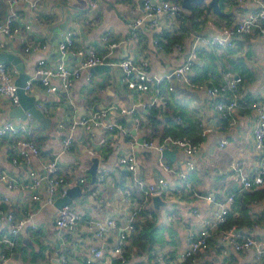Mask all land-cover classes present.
Segmentation results:
<instances>
[{"label": "crops", "instance_id": "obj_1", "mask_svg": "<svg viewBox=\"0 0 264 264\" xmlns=\"http://www.w3.org/2000/svg\"><path fill=\"white\" fill-rule=\"evenodd\" d=\"M204 2L210 0L195 4L193 8L184 7L180 23L175 27L161 29L142 25L132 31L128 21L143 11V0H40L37 6H30L27 1L19 3V20L22 23L29 21L32 28H23L22 34L17 36L0 34L3 43L0 52L20 55L29 76L35 73L41 52L27 51L25 45L35 39L48 41L45 56L47 62L53 64L61 58L57 43L62 31L73 28L77 46H94L102 53L106 51L102 36L110 32L118 41L110 57H147L150 73L165 76L184 62L195 47L198 56L191 77L199 86L223 82L226 71L241 74L243 80L238 85V105L230 111H222L216 106L218 97L208 95L203 88L188 85L175 77L167 79L162 86L167 94V104L163 112L157 114V122L153 125L149 121L152 105L148 104L152 92L130 89L119 65H111L110 69H83L68 91L60 89L47 93L37 79L28 94L35 97V104L44 117L41 119L33 114L31 130L20 133L34 139L40 147V154L32 161L40 175L44 174L45 161L60 154L59 173L64 175L67 187L82 186L83 192L71 202L85 217L103 215L126 220L130 216V205L136 203H126L125 193L131 191L138 197V190L135 187L129 189L118 162L120 154L129 150L136 152L139 173L146 180L165 175L178 188L165 194L158 206L153 198L137 202L141 204L136 216L138 232L126 242V261L123 263L112 251L119 235L116 226L109 227L102 238L91 232L85 222L74 230L60 229L55 215L59 207L57 200L64 195L62 191H58L54 203L43 204L32 198L26 186L18 184L9 191L8 201H0V264L6 250L9 252L6 264H264V259L256 261L253 247L234 249L220 233L229 220L246 233L264 239V181L244 187L231 169L232 162H240L248 173L264 166L255 143L258 112L251 106V101L262 96L264 90V36L255 29L251 33H237L232 36L233 42L226 46L197 41L198 34H222L224 27L234 25L253 7H264V0H221L222 13L204 8ZM199 7L204 9L198 12ZM7 10V0H0V19L5 17ZM35 13L40 15V20L36 19ZM80 58L72 50L65 56L69 65L77 64ZM5 62L17 80L20 76L18 66L12 60ZM90 72L91 78L87 79ZM168 82L174 89H166ZM112 104L119 107L109 110L103 122L94 127L93 134L77 124L71 131L74 136L72 146L62 150L63 136L70 132V125L82 115ZM19 105L20 102L13 103L7 95L0 93V126L8 120L23 121L26 118L27 113L23 116L16 110ZM122 106L136 110L122 112ZM140 119L149 122L147 127ZM116 120L125 124L127 132L109 129L107 124ZM203 129H206L205 134ZM166 133L192 137L198 143L192 156L194 167L187 168L184 181L161 164L165 161L179 170L185 169L184 148H170L174 153L165 155L155 146L134 141L139 137L159 140ZM223 139L226 142L221 145ZM16 155L15 137L3 135L0 139V171H8L21 182L28 181L29 166L23 159L15 162ZM95 157H98V166L93 181L91 166ZM102 173L104 177H100ZM80 177H85V181H80ZM192 188L213 191L219 196L230 191L235 193L229 219L213 230L209 246L201 249L193 261L182 260L181 252L190 235L202 227L204 218L213 216L216 205L193 195ZM5 191L0 178V197ZM42 194H47L46 183ZM28 211H34L32 219L36 224L30 223L18 233H12L6 213L22 216ZM5 236L12 238L15 244L3 241ZM92 245L104 247L105 254L88 262L86 257Z\"/></svg>", "mask_w": 264, "mask_h": 264}, {"label": "built area", "instance_id": "obj_2", "mask_svg": "<svg viewBox=\"0 0 264 264\" xmlns=\"http://www.w3.org/2000/svg\"><path fill=\"white\" fill-rule=\"evenodd\" d=\"M21 1H27L30 6H37L40 0H7V14L4 18L0 19V34L4 33L9 36H17L22 34L23 28H32V24L29 21H24L22 23L19 20L20 14L18 5ZM92 4H95V1H92ZM183 10L184 6L180 0H143V11L139 15L132 17L128 21V24L131 30L142 25L159 27L161 29L164 27H175L180 23ZM35 17L37 20L41 19L38 13H35ZM255 29L260 31L264 36L263 6L250 9L248 14L234 25L224 27L222 34H198L197 41L205 45L226 46L233 42L232 36H235L237 33H251ZM102 40L106 45V51L104 53L100 52L94 46H77L75 43V29L67 28L62 31L61 37L57 43L61 58L53 64L47 62L45 56V51L48 49V41L35 39L28 42L25 45V49L27 51L34 50L41 52V57L38 60L35 73L26 80L24 90L28 93L38 79L47 93L60 89L68 91L75 83V80L81 75L83 69H91L95 65L103 62L122 67L125 72L124 81L130 89L151 91L152 95L148 102L149 105L165 106L167 104V94L161 85V83H164L167 79L170 80L175 77L188 85H193L195 87L199 86L191 77V70L198 56L197 48L195 47L192 48L188 58L184 62L176 65L171 72L163 76L164 74L160 75L149 72L150 61L147 57L139 59L134 56H126L119 59L111 58L110 55L118 45V41L111 36L110 32L102 36ZM2 45L3 43L0 42V47ZM178 45H180V43H178ZM69 50L81 56L80 60L75 65H69L65 60V56ZM86 77L90 79L91 72L88 73ZM242 80L243 77L241 74L226 71L223 82L214 85L201 84L199 87L203 88L208 95L218 97L216 106L220 110L230 111V109L234 108L239 103L238 85ZM153 85H155V87ZM18 88L19 85L16 82L13 71L0 57V93L7 95L13 103H19ZM166 89H174L173 84L168 82V88ZM38 105L47 108L43 103H38ZM251 106L258 112L254 127L255 143L257 149L261 153V158L264 163V90L262 96L251 101ZM118 107L119 105L112 104L103 109L94 110L82 115L69 126L70 132L63 136L62 150H67L72 146L74 136L71 131L77 124L82 125L89 134H93L92 131L94 127L103 122L109 110ZM135 110V107H120V111L122 112H134ZM33 121V113L27 111V116L23 121L8 120L0 126V139L5 134H12L15 137V145L19 156L16 155L14 161L19 162V160L23 159L22 161L29 166V180L23 182L8 171H0V178L6 187V191L0 197V201H8L10 199L9 191L14 189L18 184L26 186L31 191L32 198L41 200L43 204L54 203L56 194L59 190H61L63 194L67 192L68 185L66 184L65 177L63 174L59 173V153L45 161L43 175H40L38 169L32 165L33 159L40 154V147L34 139L22 135L20 131L31 130ZM60 124H63V122ZM107 125L110 130L127 132L126 126L121 120L109 122ZM202 133L205 134L206 129H203ZM134 141L145 146H155L161 154L165 148H184L186 151L187 164L185 169L179 170L169 162H161L166 170H170V172L174 173L183 181L187 177V168L194 167L192 156L195 150H197L198 143L189 137L166 133L159 140L143 137L142 141ZM220 142L221 145H224L226 140L223 139ZM118 162L122 170L121 174L128 180L129 189L132 190V188L135 187L138 190V197L131 191L125 193L124 199L126 203H136L130 205L132 207L131 213L126 220H120L109 216L105 217L103 215L85 217L84 213H82L75 204L67 202L58 207L55 215V222L60 229L63 230H74L78 224L85 222L88 229L98 238L104 237L109 227L116 226L119 229V235L112 246V251L116 257L124 259L128 238L138 232L136 216L140 212L141 204H137V202H140V200L147 201L152 198L153 195H161L164 197L165 194L174 192L178 187L165 175H158L155 179L150 181L146 180V178L139 173L137 155L134 150H129L120 154ZM231 169L237 173L244 187H253L264 181V166L258 171L248 173L244 170L240 162H232ZM124 172H126V174H124ZM100 177H104V174L102 173ZM80 181L84 182L85 177H80ZM45 183L47 186V194L43 195L42 189ZM191 191L193 195L202 197L216 205V211L213 216L204 218L202 227L197 232L190 235L187 246L181 252L182 260L190 259L193 261L201 249L209 246L213 230L218 227V225L226 222L228 213L235 201V193L230 191L219 196L213 191L203 192L194 188H192ZM33 214L34 211H28L25 215L15 216L14 213L7 212L6 218L11 223V232L18 233V231L27 227L28 224H36L32 219ZM220 233L225 239L230 241L234 249L241 250L247 247H253L256 261H261L264 258V239H258L253 234L246 233L235 224L223 227ZM2 240L6 241L9 245L15 244V241L9 236L2 237ZM88 251L86 258L88 262H92L96 257H101L105 254V248L101 245H92ZM8 254V250L2 253L1 264H6L9 258ZM176 264H181V262H177Z\"/></svg>", "mask_w": 264, "mask_h": 264}, {"label": "water", "instance_id": "obj_3", "mask_svg": "<svg viewBox=\"0 0 264 264\" xmlns=\"http://www.w3.org/2000/svg\"><path fill=\"white\" fill-rule=\"evenodd\" d=\"M204 0H182V4L185 8H193L195 4H201ZM210 4L213 7V10L215 12L222 13V8L220 5L219 0H210ZM0 57L5 60H12L19 68L20 70V76L17 78L16 82L19 85L18 88V94L20 98V105L16 109L20 115L25 116L24 114L27 113L26 111H31L34 115L39 116L41 119L44 117L43 113L41 112L40 108L36 106L35 104V97L33 95H29L24 90V85L26 83V80L29 77V73L24 70V63L20 55L11 52V51H1ZM107 60V59H106ZM111 64L108 62H103L95 65L93 68L97 69H110ZM143 137H139L138 141H142ZM162 153L165 155H172L174 151L170 148H165ZM98 166V157L94 158V163L91 166V173L93 176V181L96 178V171ZM83 192L81 184H75L73 186L67 187V192L62 195L58 200L57 204L62 206L63 204L67 202H71L72 199L78 195H80ZM154 204L158 206L160 203L163 202L161 195H153L152 196Z\"/></svg>", "mask_w": 264, "mask_h": 264}, {"label": "trees", "instance_id": "obj_4", "mask_svg": "<svg viewBox=\"0 0 264 264\" xmlns=\"http://www.w3.org/2000/svg\"><path fill=\"white\" fill-rule=\"evenodd\" d=\"M220 4H221V6H222V3H221V0H220ZM223 7V6H222ZM204 8H207L209 11H214L213 10V7H212V5L210 4V2H207V3H205L204 2ZM203 7H199L198 8V12H200V11H202L203 9H204ZM197 9V8H196ZM137 29V28H136ZM133 30H135V29H133ZM132 31V30H131ZM167 33V31H164V33ZM160 42H162L163 41V38L162 39H160L159 40ZM161 85L163 86V83H161ZM166 106V105H165ZM165 106L164 105H152L151 107H150V110H149V121L150 122H152L153 123V125H154V123H156L157 122V118H158V116H157V114L159 113V112H163V110H164V108H165ZM140 121H141V124L143 125V126H145V127H147V125L149 124V122H147V121H145V120H143V119H140ZM177 135V134H176ZM183 136V135H182ZM188 137V136H187ZM189 138H191L192 140H194L192 137H189ZM124 174H126V172H124ZM230 213V212H229ZM229 213H228V215H229ZM229 218H227V220H228ZM226 220V221H227ZM228 223H226V224H228V225H225V226H229V225H232V223L228 220L227 221ZM225 223H223V224H225ZM237 226L239 227V225L237 224ZM87 258V257H86ZM264 259V258H263ZM262 259V260H263ZM87 260V259H86ZM118 260L120 261V262H125L126 261V253H124V259H121V258H118Z\"/></svg>", "mask_w": 264, "mask_h": 264}]
</instances>
